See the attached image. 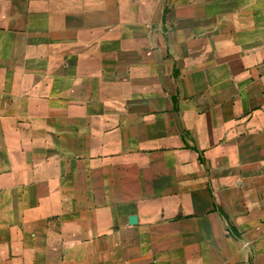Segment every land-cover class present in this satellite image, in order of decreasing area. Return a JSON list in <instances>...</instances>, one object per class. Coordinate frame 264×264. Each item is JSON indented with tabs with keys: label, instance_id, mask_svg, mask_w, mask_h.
I'll list each match as a JSON object with an SVG mask.
<instances>
[{
	"label": "crops",
	"instance_id": "obj_1",
	"mask_svg": "<svg viewBox=\"0 0 264 264\" xmlns=\"http://www.w3.org/2000/svg\"><path fill=\"white\" fill-rule=\"evenodd\" d=\"M0 264H264V0H0Z\"/></svg>",
	"mask_w": 264,
	"mask_h": 264
},
{
	"label": "water",
	"instance_id": "obj_2",
	"mask_svg": "<svg viewBox=\"0 0 264 264\" xmlns=\"http://www.w3.org/2000/svg\"><path fill=\"white\" fill-rule=\"evenodd\" d=\"M131 221H132V222H136V221H137L136 216H133V217L131 218Z\"/></svg>",
	"mask_w": 264,
	"mask_h": 264
}]
</instances>
